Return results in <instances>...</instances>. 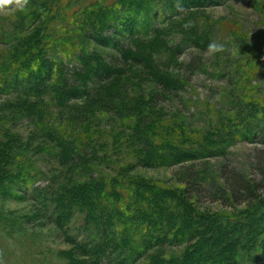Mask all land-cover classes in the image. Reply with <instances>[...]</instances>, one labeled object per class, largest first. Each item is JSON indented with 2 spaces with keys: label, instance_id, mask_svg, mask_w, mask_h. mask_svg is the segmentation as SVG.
<instances>
[{
  "label": "trees",
  "instance_id": "trees-1",
  "mask_svg": "<svg viewBox=\"0 0 264 264\" xmlns=\"http://www.w3.org/2000/svg\"><path fill=\"white\" fill-rule=\"evenodd\" d=\"M103 1L102 6L100 0L75 1L81 4V17L75 16H80L76 5L72 9L64 4L67 0H32L30 8L26 5L23 11L11 15L9 24L20 37L11 49L0 53V97L14 94L17 99L3 107H15L20 109V116L35 117L44 136L54 144L55 159L74 172L90 174L63 186L50 182L33 185L26 194L48 205L51 219L64 228L75 247L88 254L89 264H134L141 256H148L145 264H264V220L255 225V230L243 212L256 208L264 212V111L245 102V110L252 116L242 118L241 100L237 120L223 113L198 136L169 121L164 123L159 115L152 114L144 95L134 87L142 88L151 81L170 95H177L186 74L190 79L195 71L202 72V60L206 58L200 53L192 57L182 76L165 70L162 54L169 53L172 57L168 60H173L180 51L170 44L173 40L158 33L161 28L152 26V22L160 11L168 10L172 0ZM178 23L182 26L186 20ZM108 26L127 33L134 46L120 48L130 57H121L127 54L124 50H120V56L103 57L105 50L100 46L111 34L100 38ZM169 32L166 36L171 37ZM183 33L181 44L186 39L190 44L202 39L197 37L194 25ZM133 52L137 57L131 55ZM158 94L155 91L151 97ZM60 109L70 110V116L55 112ZM6 120L0 118V151L6 147V139L1 138ZM254 125L258 126L257 136L244 135H249ZM105 126H125L128 136L123 140L113 132L104 137L100 127ZM241 140L255 144L249 148L246 167L235 166L227 149ZM110 141L113 147H120L121 142L141 147L139 160L144 165L154 160L175 164L183 161L184 154H190V160L221 154L223 161L217 167L218 175H202L201 169L190 166L184 174L183 190L141 177L138 180L121 171L99 176L92 172L90 161L102 164L104 158H97L94 149H105ZM12 153L7 158L10 168ZM21 174L32 175L29 171ZM201 197L230 208L218 212L228 222L218 224L213 215L196 210L189 202ZM239 219L245 223L241 225ZM213 229L218 236L212 235ZM183 244L182 253L164 255L166 246ZM156 246L160 248L150 253Z\"/></svg>",
  "mask_w": 264,
  "mask_h": 264
},
{
  "label": "rangeland",
  "instance_id": "rangeland-1",
  "mask_svg": "<svg viewBox=\"0 0 264 264\" xmlns=\"http://www.w3.org/2000/svg\"><path fill=\"white\" fill-rule=\"evenodd\" d=\"M31 1L29 0L27 6L31 4ZM75 1L78 0H67L64 4H69V8L72 9L73 5H76L79 11L81 4H75ZM106 1L112 2L113 0ZM103 3L104 1L100 0L98 4L102 6ZM171 3L167 6L168 10L160 11V14L155 16L153 24L151 23L152 26L161 28L158 33L173 40L170 44L180 51L179 55L175 54L176 59L173 60H168L172 57L169 53L162 54V60L166 62L164 68L167 69L165 70L170 75L182 76L185 68L191 63L192 57L200 53L206 59L202 60V72L195 71L190 79L186 74L187 78L182 83L183 88L179 89L180 92L177 95H170L163 90L162 86L151 81L145 82L142 88L134 87L144 95V101L147 100L152 114L159 115L164 123L169 121L184 132L188 131L198 136L206 129L211 128L212 122H217L223 113L237 120L240 114L238 111H240L241 100L243 102L241 110L244 113L242 118L252 116L250 110H245V102L254 103L263 112L264 0H182L181 3L179 0H172ZM181 6L183 11H178ZM89 10L88 6L87 11ZM17 11L16 8L0 11V53L11 49L20 37L19 31L9 24L12 19L11 15ZM46 13L47 10L43 11L40 18H43ZM75 16L81 17V14ZM181 19L194 25L197 37L201 38L202 36V39H198L193 44H190L186 39L185 43L181 44L184 42L182 41L184 28L178 23ZM28 20L29 17L24 23H27ZM77 25H81V23ZM170 30L172 34L171 37H168L166 33H170ZM103 31H105L104 35L100 39L107 38L105 33L114 37V39L110 37L106 39L107 42L100 43V48L105 50L103 57L111 59L114 54L120 56V50L125 51L120 46L127 45L130 48L134 46L125 31L119 32L118 29L111 26L104 28ZM118 38H121L119 43L116 41ZM111 40L113 42L109 43ZM210 41L222 43L224 45L223 52L209 57L206 54V49ZM162 51L166 52L163 48ZM131 55L137 57L134 52ZM124 56L128 58L130 53L127 52L121 57ZM141 59L144 58L141 57ZM155 91L156 93L159 91V94L152 98ZM0 98V118L7 119L6 130L1 137L6 139V147L0 151V264H89L88 254L81 248L75 247L65 234L64 228L51 219V210L48 205L41 203L40 199L32 198L26 194L25 190L37 184L46 185L48 182L55 186H63L75 182L78 178H86L90 174L86 171L83 173L74 172L55 159L53 156L54 144L44 136L41 128L34 121L35 117L20 116V109L15 107L6 106L10 110L3 107L6 103H14L13 100L17 99V95H1ZM75 103L81 104V101H75ZM42 108L48 110L47 105L44 107L42 105ZM55 112L65 117H69L71 114L70 110L63 109ZM253 112L256 111L253 110ZM257 128L258 126L254 125L252 129H249V135L247 133L244 135L256 137ZM100 129L101 132L103 131L104 137L110 136L113 132L119 133L123 140L125 136H128L125 126L120 128L105 126ZM237 135H242V133L238 132ZM2 142L4 141L2 140ZM100 142L95 144L99 145ZM254 145L248 140H241L228 146L232 163L237 167H246L245 160L249 148ZM119 146L113 147L112 141H110L104 147L105 149L98 150L95 147V156L103 157L104 160L102 164L90 161L92 172L102 176L118 175L115 172L121 171L123 175L128 174L138 180L141 177L157 181L170 188L183 190L186 186L184 174L190 166L201 169L202 175L211 173L218 175L217 167L223 161L221 154L202 156L193 160L189 159L190 154H184L183 161L175 164L154 160V163L144 165L139 160L142 152L141 147L122 142ZM11 152H13L11 154L13 157L10 165L13 166L10 168L7 158L10 155L8 153ZM196 152L198 151H194V153ZM10 169L13 173L10 172ZM21 171L23 173L29 171L32 175L30 177L24 174L20 175ZM261 198L263 201L264 192L261 193ZM189 202L195 206L196 210L213 215L218 224L224 225L228 222L218 214L222 211H231L230 208H225L222 203L211 202L203 197L200 200L192 199ZM261 207H264L263 203ZM243 212L247 213L244 217L255 230L257 229L255 225L264 220V212L260 213V208H256L253 212L251 210ZM206 217L210 218L208 215ZM238 217L240 218V216ZM238 223L243 225L245 222L239 219ZM211 233L213 236H218L215 229ZM158 248L160 247L151 248L150 253ZM184 248V244L169 245L163 251L164 255L169 257L182 253ZM147 257L141 256L134 264H145Z\"/></svg>",
  "mask_w": 264,
  "mask_h": 264
},
{
  "label": "clouds",
  "instance_id": "clouds-1",
  "mask_svg": "<svg viewBox=\"0 0 264 264\" xmlns=\"http://www.w3.org/2000/svg\"><path fill=\"white\" fill-rule=\"evenodd\" d=\"M29 0H0V11L6 10L8 8H16L20 11H23L28 4ZM178 11H183V7H179ZM186 30L192 27L190 22H186L182 25ZM224 45L217 41H210L207 45L206 54L211 57L218 52H223Z\"/></svg>",
  "mask_w": 264,
  "mask_h": 264
}]
</instances>
